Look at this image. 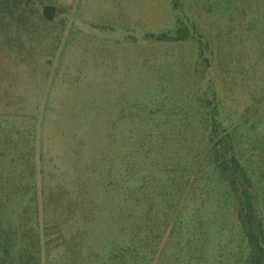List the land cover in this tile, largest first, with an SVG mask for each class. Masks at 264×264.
<instances>
[{"label":"trees","instance_id":"1","mask_svg":"<svg viewBox=\"0 0 264 264\" xmlns=\"http://www.w3.org/2000/svg\"><path fill=\"white\" fill-rule=\"evenodd\" d=\"M40 1L0 0V21H54ZM170 2L147 38L178 47L179 79L129 103L110 146L83 113L57 165L43 98L29 132L0 114V264H264V0Z\"/></svg>","mask_w":264,"mask_h":264},{"label":"rangeland","instance_id":"2","mask_svg":"<svg viewBox=\"0 0 264 264\" xmlns=\"http://www.w3.org/2000/svg\"><path fill=\"white\" fill-rule=\"evenodd\" d=\"M40 3L56 6L54 21L42 18L38 5L30 7L29 13L15 6L12 20L0 21V114L27 132L40 112L43 148L59 165L56 155L65 154L76 126L84 127V114L97 113L95 129L105 132L103 149L110 146V131L126 129L116 118L128 112L129 103L151 97L160 74L166 82L179 79L173 77L178 71L166 66L179 52L174 44L147 38L170 28V0ZM187 49L190 44L185 58L192 60ZM118 92L126 98L124 102Z\"/></svg>","mask_w":264,"mask_h":264}]
</instances>
